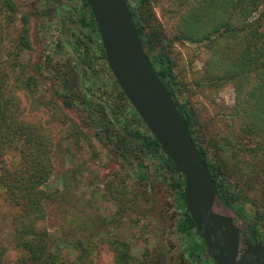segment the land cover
I'll return each mask as SVG.
<instances>
[{"label": "rangeland", "instance_id": "374dc122", "mask_svg": "<svg viewBox=\"0 0 264 264\" xmlns=\"http://www.w3.org/2000/svg\"><path fill=\"white\" fill-rule=\"evenodd\" d=\"M190 2L150 0V6L165 35V52L173 63V73L184 85L180 90L195 113L207 160L216 166L225 185L238 193L239 202L229 208L213 202L212 211L232 219L240 236L239 249H243L257 241L253 238L248 242L247 231L264 230L260 218L264 215V174L239 175L235 161H252V152L247 149L254 148L255 138L250 139L244 132L243 122L236 114L233 86L226 83L210 89L195 87L192 77L201 71L205 48L173 39L176 12ZM77 6L76 0H0V59L8 61L16 52L9 71L13 68L19 73L24 68V72L36 76L39 72L42 77L25 91L17 88L15 95L25 120L39 126L51 141V173L41 189L54 199L45 204L40 224L49 234L50 250L68 262L78 253L72 243L91 241L93 264H113V244L123 242L129 247V255L144 264H188L184 260L185 247L199 255V239L195 231L177 230L181 209L165 167L157 160L145 163L144 168L150 171L143 175L146 178L136 164L130 166V158H115L100 134L94 112L86 104L98 103L109 113L105 104L108 98L99 100L93 85L97 76V85L111 91L114 86L109 75L99 68L96 73L87 70L91 78L81 77V90L66 92L45 68L47 57L63 61L68 55L75 59L67 41L61 40L60 29L63 23L74 31L78 28ZM24 32L28 47L14 50L13 44L19 43ZM58 41L62 54L55 51ZM71 93L74 94L70 99L64 97ZM227 142L238 144L239 151L235 153L239 155L235 159L229 155L231 145L227 152L223 150ZM4 162L14 167L19 160L15 152H9ZM15 214L0 187V264H16L22 257V251L12 243L10 221Z\"/></svg>", "mask_w": 264, "mask_h": 264}, {"label": "trees", "instance_id": "16d2710c", "mask_svg": "<svg viewBox=\"0 0 264 264\" xmlns=\"http://www.w3.org/2000/svg\"><path fill=\"white\" fill-rule=\"evenodd\" d=\"M76 1L79 3L78 28L74 31L73 27L62 22L60 29L61 40L67 41L76 54L75 59L68 58L66 54L63 61L47 57L45 68L66 92L81 90V77L91 78L87 70L96 73L99 68L109 75L114 86L111 91H107L102 84L97 85V76L93 81L95 91L99 93L97 98H108L105 104L109 113L98 103H86L97 118V127L105 144L115 158L126 161L130 158L128 163L130 166L136 164L142 176L150 172L144 168L147 162L157 160L165 167L181 209L177 230L179 233H192L195 231L194 224L183 201V177L138 118L111 76L92 15L84 0ZM135 1L127 0V3L144 53L158 79L177 102V110L183 116L197 153L214 182V202L219 201L229 208L232 203L239 202L238 193L225 185L216 166L207 160L195 113L188 107L187 99L180 90L184 87L181 78L178 81L173 73V63L165 52V35L151 9L150 0ZM176 18V35H173V39L181 43L202 44L205 48L201 71L192 77L194 86L210 89L231 84L235 93L236 114L243 122L244 132L249 134L250 139L255 138L254 148L247 149L252 152V161H235L239 166V175L264 174V0H191L187 6L177 10ZM18 42L13 44L14 50L28 47L26 32ZM54 45L57 47L56 53L62 54L61 42ZM15 57L16 52L8 61L0 59V187L7 204L16 210L10 221L13 246L22 251V257L16 264H93L91 241L77 240L72 243L71 247L77 249L78 253L67 262L50 250L49 234L40 226L45 216V204L54 199L51 193L41 189L51 173V141L39 126L25 120L15 92L17 88L25 91L29 86H35V81L42 77L39 72L37 76L28 74L24 68L19 73H15L13 68L9 71L8 67L13 66ZM73 94L64 97L70 99ZM230 145L229 155L235 159L239 155L235 153L239 151L238 144L227 142L223 150L226 151ZM9 152L16 153L19 160L17 166L5 164L4 156ZM154 171L157 175V171ZM260 218L264 228V215ZM197 236L201 253L197 255L190 247H185L184 260L188 264H215L206 253L205 241ZM245 236L248 242L254 238L264 245V230L250 229ZM112 252L113 264H144L129 255V247L123 242H115ZM2 253L0 247V260Z\"/></svg>", "mask_w": 264, "mask_h": 264}, {"label": "water", "instance_id": "95a60500", "mask_svg": "<svg viewBox=\"0 0 264 264\" xmlns=\"http://www.w3.org/2000/svg\"><path fill=\"white\" fill-rule=\"evenodd\" d=\"M96 25L106 65L137 116L183 177V201L194 230L215 264H264V245L239 249L228 216L212 211L216 188L197 153L177 102L146 57L127 0H84Z\"/></svg>", "mask_w": 264, "mask_h": 264}, {"label": "flooded vegetation", "instance_id": "af4514ba", "mask_svg": "<svg viewBox=\"0 0 264 264\" xmlns=\"http://www.w3.org/2000/svg\"><path fill=\"white\" fill-rule=\"evenodd\" d=\"M231 220H232V219H231ZM232 223H233V222H232ZM233 225H234V224H233ZM238 239H239V245H241V244H240V242H241V241H240V236H238ZM244 243H245V241H243L242 244L244 245ZM250 243H253V242L251 241ZM244 247H245V246H244Z\"/></svg>", "mask_w": 264, "mask_h": 264}]
</instances>
